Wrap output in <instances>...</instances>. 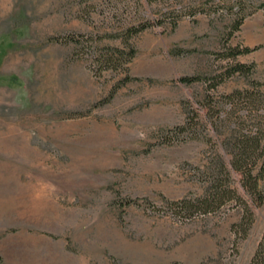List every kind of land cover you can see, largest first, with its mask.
Segmentation results:
<instances>
[{"label": "rangeland", "instance_id": "rangeland-1", "mask_svg": "<svg viewBox=\"0 0 264 264\" xmlns=\"http://www.w3.org/2000/svg\"><path fill=\"white\" fill-rule=\"evenodd\" d=\"M145 19L166 21L132 38L128 71L105 69L109 49L129 51L111 36ZM228 46L252 52L219 60ZM235 63L253 74L230 78L211 92L216 99L252 82L264 91V0H0L6 257L35 259L58 236L80 264H250L264 203L253 208L245 239L233 231L242 216L234 206L192 219L158 211L165 200L203 193L198 168L211 154L183 134L166 143L188 111H205L207 85L180 79H210ZM260 187L264 193V180Z\"/></svg>", "mask_w": 264, "mask_h": 264}, {"label": "trees", "instance_id": "trees-1", "mask_svg": "<svg viewBox=\"0 0 264 264\" xmlns=\"http://www.w3.org/2000/svg\"><path fill=\"white\" fill-rule=\"evenodd\" d=\"M242 13V12H241ZM252 14V13H251ZM248 14V15H251ZM247 15L234 21L227 34V43L240 31ZM182 15L173 19L176 28ZM166 20L157 23L145 19L128 24L113 38H120L128 47V52L119 48L109 49L103 56L105 69H123L135 58L136 49L130 41L138 34L155 25L162 26ZM252 52L249 47H225L217 53L219 60H235ZM253 66L242 63L228 65L226 72L210 79L202 76L183 77L185 84L204 83L207 85L205 111H188L184 124L170 129L172 136H166V143L172 145L179 135L184 139L203 141L211 148L207 163L199 167L200 181L204 185L202 194H194L179 200H165L158 211L173 213L182 219L218 213L226 207L234 206L242 212L241 220L233 226L238 239H245L255 222L254 207L263 205L264 193L260 183L264 180V91L259 83L252 82L251 88L237 89L230 94L215 98L211 92L235 75L249 78ZM116 92V90H115ZM201 127L204 129L199 132ZM136 204L135 200L129 202ZM156 207V206H155ZM157 209V208H156ZM250 264H264V234L251 259Z\"/></svg>", "mask_w": 264, "mask_h": 264}, {"label": "crops", "instance_id": "crops-1", "mask_svg": "<svg viewBox=\"0 0 264 264\" xmlns=\"http://www.w3.org/2000/svg\"><path fill=\"white\" fill-rule=\"evenodd\" d=\"M39 247L40 249L35 251H40L37 252L40 255L38 254L35 259L31 260L19 258L17 262H13L6 257L5 250L2 248L0 249V254L3 258L5 257L6 264H80L81 262L79 258L67 255L66 243L58 236H54L52 239H45ZM50 248H52V254L49 253Z\"/></svg>", "mask_w": 264, "mask_h": 264}]
</instances>
